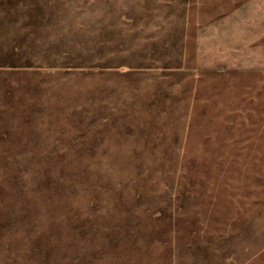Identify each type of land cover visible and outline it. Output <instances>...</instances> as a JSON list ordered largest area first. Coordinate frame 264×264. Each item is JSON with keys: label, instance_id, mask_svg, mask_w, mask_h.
Returning <instances> with one entry per match:
<instances>
[{"label": "rangeland", "instance_id": "rangeland-1", "mask_svg": "<svg viewBox=\"0 0 264 264\" xmlns=\"http://www.w3.org/2000/svg\"><path fill=\"white\" fill-rule=\"evenodd\" d=\"M0 264H264V0H0Z\"/></svg>", "mask_w": 264, "mask_h": 264}]
</instances>
